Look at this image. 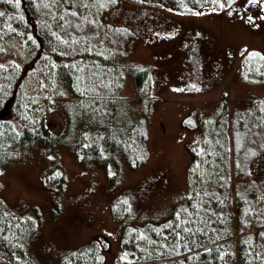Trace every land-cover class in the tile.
<instances>
[{
    "label": "trees",
    "instance_id": "obj_1",
    "mask_svg": "<svg viewBox=\"0 0 264 264\" xmlns=\"http://www.w3.org/2000/svg\"><path fill=\"white\" fill-rule=\"evenodd\" d=\"M117 1L0 0V13L4 14L0 16V169L24 148L56 144L51 131L60 124H64L63 131L69 125L71 130L72 117L78 125L77 157L86 151L108 160L105 156L120 150L130 168L146 162L152 97L145 89L149 68L132 70L141 100L136 113L127 105L131 103L128 96L104 91L116 73L111 52L139 32L125 23H105L104 13L120 5ZM120 1L165 3L172 12L196 14L203 8L220 11L234 0ZM250 6L248 23L255 24L264 16V7L255 12ZM106 50L111 54L108 67L101 56ZM119 53L122 55L121 50ZM257 54L253 60H242L241 70L249 82L264 78V56ZM87 62L97 66L91 68L93 76L89 75L95 84H88L102 87L103 92L72 90L71 74H76L77 66L87 73ZM61 94L74 98L75 103L69 112L72 115L56 124L47 116L53 109L51 97ZM219 102V108L201 121L194 114L183 119L190 128L198 122L206 135L192 149L187 190L176 209L164 220L125 224L120 250L112 262H107L104 251L110 247L109 241L98 236L66 254L61 264H264V174L260 178L254 174L256 163L264 157V96H251L247 105L230 115L226 97ZM119 112L122 125L113 129L110 124L116 122ZM57 166L54 161L43 181L59 189ZM128 206L127 194L115 197L111 218L121 219ZM26 210V206L18 209L0 197V264H33L25 242L39 222ZM250 227L254 229L246 231Z\"/></svg>",
    "mask_w": 264,
    "mask_h": 264
},
{
    "label": "rangeland",
    "instance_id": "obj_2",
    "mask_svg": "<svg viewBox=\"0 0 264 264\" xmlns=\"http://www.w3.org/2000/svg\"><path fill=\"white\" fill-rule=\"evenodd\" d=\"M116 4L120 5L105 12L107 22L103 21L108 25L125 23L139 32L111 52L116 73L104 91L130 96L133 101L127 105L136 113L141 100L137 99L132 70L149 67L150 79L145 85L152 95L147 117L149 159L137 168L128 166L120 150L107 155L112 162L96 161L86 151L79 159L75 150L79 142L78 125H74L77 118L72 117L71 130L69 125L63 131L64 124H60L51 131L56 144L24 148L2 166L0 197L18 209L26 206V214L32 212L39 222L25 242L33 264H61L66 254L98 236L109 241L110 247L104 251L107 262H112L120 250L125 224L166 219L186 193L192 149L206 133L198 122L189 128L183 119L194 114L197 121L203 120L219 108L224 96L228 115L247 105L251 96H264V78L249 83L241 77L243 58L253 60L257 53L264 56V16L255 24L248 23L249 6L258 12L264 0H234L220 11L203 8L196 14L172 12L165 3L134 5L119 0ZM110 55L107 50L101 53L107 67ZM93 67L97 68L87 62L85 73L77 66L76 74L70 76L73 91L103 92L102 87L90 86L95 84L89 80ZM51 99L53 109L48 118L58 124L72 115L74 98L61 94ZM120 117L121 112L110 127H120ZM54 161L59 189L43 181ZM254 174L259 178L264 174V157L256 163ZM121 194L129 196L128 210L121 219L113 220L110 205Z\"/></svg>",
    "mask_w": 264,
    "mask_h": 264
},
{
    "label": "snow or ice",
    "instance_id": "obj_3",
    "mask_svg": "<svg viewBox=\"0 0 264 264\" xmlns=\"http://www.w3.org/2000/svg\"><path fill=\"white\" fill-rule=\"evenodd\" d=\"M17 3H19V0H16ZM4 15L3 13H0V16ZM251 19V18H250ZM187 231V230H186ZM264 235V234H262ZM154 243V242H153Z\"/></svg>",
    "mask_w": 264,
    "mask_h": 264
}]
</instances>
